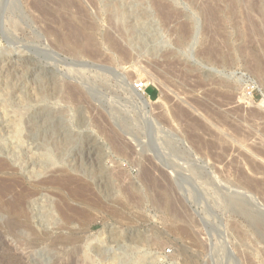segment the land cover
<instances>
[{"label":"rangeland","instance_id":"rangeland-1","mask_svg":"<svg viewBox=\"0 0 264 264\" xmlns=\"http://www.w3.org/2000/svg\"><path fill=\"white\" fill-rule=\"evenodd\" d=\"M37 1L0 0V264H264L227 205L264 216V0Z\"/></svg>","mask_w":264,"mask_h":264},{"label":"bare ground","instance_id":"bare-ground-1","mask_svg":"<svg viewBox=\"0 0 264 264\" xmlns=\"http://www.w3.org/2000/svg\"><path fill=\"white\" fill-rule=\"evenodd\" d=\"M29 1L30 0H28V3H29ZM35 1V3H37L38 1L37 0H34ZM33 1V2H34ZM37 1V2H36ZM54 1H56V0H54ZM45 2V1H44ZM48 1H46V3H47ZM30 3H31V6L32 5H34V4H32V2L30 1ZM29 3V4H30ZM41 3V2H40ZM51 3V2H50ZM53 3H55V2H53ZM42 4V3H41ZM60 4V3H59ZM62 4V3H61ZM38 5V4H37ZM37 5H35L34 7L32 6V9L33 8H35ZM40 5V4H39ZM44 5V4H43ZM45 6V5H44ZM38 7H40V9H36V10H41L42 9V6L40 5V6H38ZM37 8V7H36ZM44 9V8H43ZM45 11H46V8L44 9ZM51 10V9H50ZM42 12H43V10H42ZM48 12V11H47ZM51 12V11H50ZM52 12H53V9H52ZM12 15V14H11ZM170 15V14H169ZM42 16V15H41ZM40 16V17H41ZM170 17V16H169ZM167 18V17H166ZM48 19H49V17H48ZM12 25H14V23H12ZM12 27V26H11ZM55 29V28H54ZM79 34V33H78ZM83 36V35H82ZM79 39V38H78ZM73 40H74V38H73ZM76 41V40H75ZM86 41H88V40H86ZM84 42V41H83ZM56 46V45H55ZM54 46V47H55ZM88 46V45H87ZM88 49V48H87ZM86 49V52L88 53V50ZM57 50V49H56ZM95 50V49H94ZM90 51V50H89ZM85 52V51H84ZM90 53H95L94 51H90ZM89 53V54H90ZM157 53V52H156ZM85 55V54H84ZM97 55V54H96ZM96 59V58H95ZM104 59V58H103ZM99 61V60H98ZM12 66V65H11ZM20 67V66H19ZM3 68V67H2ZM82 75V74H81ZM129 85V91L131 92L130 93V97L133 99V100H135L136 99V103H138L139 104V106H141V107H145V106H147V101H146V99L143 97V95H141L140 93H138V92H136L135 91V89H133V86H132V83H130V84H128ZM1 86V85H0ZM61 86V85H60ZM68 86V85H67ZM64 89V88H63ZM65 89H67V87L65 88ZM3 93H5V92H3L2 91V94ZM73 93H75V92H73ZM77 94V93H76ZM4 95V94H3ZM32 95H34L33 93H31V96ZM70 95H72V93H70ZM80 95V94H79ZM41 96V95H40ZM74 96V95H73ZM84 96V95H83ZM75 97V96H74ZM84 98V97H83ZM5 99V98H4ZM57 100V99H56ZM56 100H54V101H56ZM22 101V100H21ZM62 101V100H61ZM74 101V100H73ZM76 103V102H75ZM135 102H132V104H136ZM137 105V104H136ZM54 107V106H53ZM19 113V112H18ZM55 113V112H54ZM15 118V117H14ZM14 121L15 120H13L12 118H10V117H8L7 115H5V117H4V119L2 120V125H3V127H10V129L12 128V127H15L16 126V123H14ZM18 122H19V120H17ZM100 121V120H99ZM102 122V121H101ZM100 122V123H101ZM19 125V124H18ZM126 125V124H125ZM124 126V125H123ZM20 128V127H19ZM15 131V130H14ZM108 131V130H107ZM112 132V131H111ZM16 134H18V133H16ZM18 136V135H17ZM110 136V135H109ZM119 137V136H118ZM165 138H166V136H165ZM115 141V140H114ZM149 143V142H148ZM124 144V143H123ZM171 142L169 141V140H161V141H157V142H155V146L158 148V147H160L161 148V146H171ZM139 146V145H138ZM165 146V147H166ZM162 149V148H161ZM165 149H167V147L165 148ZM157 152H159L158 150H157ZM160 154H162V158L164 159V166L165 167H168L167 165V161H166V158H167V155H166V152H165V154H164V152H161ZM65 181V180H64ZM7 190V189H6ZM230 196L229 197H227L228 199H227V205H229V207L233 210V211H235V212H237V213H240L241 215H243L246 219H248V221L253 225V226H255V228H257L259 231H260V233L262 234V235H264V216L262 215V214H260V213H258V212H256L255 210H253L252 209V207L250 206V203L248 202V201H246L245 199H243L244 197H238L237 196V194L235 195V194H229ZM4 196V195H3ZM226 197V196H225ZM22 200V199H21ZM34 200H31V202H29V209H32V210H34V206H35V203L33 202ZM10 207H12V206H10ZM25 208V207H24ZM73 208V207H72ZM2 211V210H1ZM69 211V210H68ZM232 211V212H233ZM67 214V213H66ZM65 217V216H64ZM81 218V217H80ZM37 221V220H36ZM36 221H34V224H35V222ZM59 221V220H58ZM41 222H42V220H41ZM41 222H39V220L37 221V225H36V227H39L40 228V230L42 229L41 227ZM40 223V224H39ZM47 224V223H46ZM55 224V223H54ZM56 224H58V223H56ZM60 224V223H59ZM44 225V224H43ZM48 226V225H47ZM53 226V225H52ZM59 226V225H58ZM39 228H38V230H39ZM67 228V227H66ZM37 229V228H36ZM48 229V228H47ZM37 230V231H38ZM11 231V230H10ZM100 234V233H99ZM102 234V233H101ZM36 237V236H35ZM105 238H106V236H101V238L98 240L99 241V253L100 254H102L103 253V249L105 250V249H107V252H109L112 248L110 247V246H108L111 242H113V241H116L115 239L114 240H112L111 238L112 237H107V240H105ZM114 238V237H113ZM86 244H88V242L86 241L85 242ZM89 245V244H88ZM87 245V246H88ZM31 246V245H30ZM24 248V247H23ZM22 248V249H23ZM88 248V247H87ZM111 248V249H110ZM105 252H106V250H105ZM110 253V252H109ZM111 260L113 261V258H111Z\"/></svg>","mask_w":264,"mask_h":264},{"label":"built area","instance_id":"built-area-1","mask_svg":"<svg viewBox=\"0 0 264 264\" xmlns=\"http://www.w3.org/2000/svg\"><path fill=\"white\" fill-rule=\"evenodd\" d=\"M134 88L137 92L139 93H144L146 88H147V84L144 83L143 81L141 80H138L137 82L134 83ZM166 252H169V251H166Z\"/></svg>","mask_w":264,"mask_h":264},{"label":"crops","instance_id":"crops-1","mask_svg":"<svg viewBox=\"0 0 264 264\" xmlns=\"http://www.w3.org/2000/svg\"><path fill=\"white\" fill-rule=\"evenodd\" d=\"M147 94L150 96L152 93H154V89H152V88H149V89H147Z\"/></svg>","mask_w":264,"mask_h":264}]
</instances>
